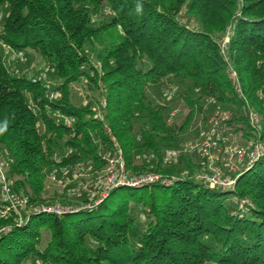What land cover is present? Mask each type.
Returning <instances> with one entry per match:
<instances>
[{
	"label": "trees",
	"instance_id": "1",
	"mask_svg": "<svg viewBox=\"0 0 264 264\" xmlns=\"http://www.w3.org/2000/svg\"><path fill=\"white\" fill-rule=\"evenodd\" d=\"M227 36L241 93L219 47ZM4 45L39 56L58 85L29 76ZM73 83L86 86V102L73 103ZM170 86L187 107L181 124L154 94ZM53 90L60 96L51 100ZM217 108L230 111L225 136L264 144V0H0V151L16 189L33 203H76L65 189L43 198L47 173L55 156L104 169L114 150L107 128L132 175L179 177L116 188L85 211L33 213L1 237L0 264H264V156L233 174L232 192L198 180L205 166L196 156L163 158L196 117L204 123Z\"/></svg>",
	"mask_w": 264,
	"mask_h": 264
},
{
	"label": "built area",
	"instance_id": "2",
	"mask_svg": "<svg viewBox=\"0 0 264 264\" xmlns=\"http://www.w3.org/2000/svg\"><path fill=\"white\" fill-rule=\"evenodd\" d=\"M229 36L219 41L220 51L227 62V74L236 91L241 93V86L236 70L231 65L228 57ZM11 48L4 45L5 52H12ZM12 60L24 61L21 53H9ZM169 98H173L175 90L172 86L167 89ZM60 96L59 90L49 93L51 100ZM209 102H213L210 99ZM105 104V100H101ZM177 111L171 114V121ZM101 114H96L100 117ZM230 111L225 109H214L206 113V120L199 125L196 138L185 140L177 148L167 149L164 153V161L172 162L179 160L182 155L198 157L204 164L205 169L198 172L196 177L210 187H216L224 191H234L237 176L234 173L250 169L260 158L264 156V144L258 141H242L238 136L224 135L226 120ZM70 125L72 117L64 118ZM252 122L257 115H250ZM114 143V150L104 153L103 158L107 164L104 169L93 171V161H79L74 163H63L62 156H55V166L48 171L47 180L59 183L66 193L75 199L76 203H64L60 201L33 203L28 193L22 189H16L15 184L9 176V157L0 151V239L6 235L14 226L25 224L31 214H51L63 216L67 213H76L96 208L109 195V193L121 187L142 188L145 186L159 184L163 186L173 185L179 177L177 175H166L159 172H145L132 175L124 161L121 148L118 146L109 128L106 129ZM72 149L68 148L67 152ZM154 154L145 155V158L153 159ZM222 163V165H221ZM232 173V174H231ZM183 176L188 175L184 171ZM31 264V262L29 263Z\"/></svg>",
	"mask_w": 264,
	"mask_h": 264
},
{
	"label": "rangeland",
	"instance_id": "3",
	"mask_svg": "<svg viewBox=\"0 0 264 264\" xmlns=\"http://www.w3.org/2000/svg\"><path fill=\"white\" fill-rule=\"evenodd\" d=\"M28 55L30 58L20 61L19 65L21 66L22 69H25V71H28V75L32 76L34 72L40 73L41 76L46 80L48 84H51L52 87H56L59 83L57 80H52L49 77V74L46 71V64L44 61L37 55H34L30 52H28ZM8 60V59H7ZM10 61V60H9ZM169 88V87H168ZM87 89L86 86L83 83H73L70 86V98L73 101L74 104H80L84 103L87 101ZM155 97L158 98L162 103L166 102L172 107H174V111H177V114L175 116V122L176 124H181L184 121V116L187 113V107L185 106L183 100L180 98L179 95L176 94L175 90V96L173 98H167V89L164 90H159L155 89L154 90ZM202 123V120H200L198 117L194 119V121L191 123V126L188 127L186 130V133L184 135V138L188 139H193L195 137V131L197 127ZM222 165V163H221ZM232 174V173H231ZM18 179V178H17ZM64 192L62 186L57 183V182H50L47 180L46 184V190L45 194L43 195V198L47 200H52L56 198L59 194ZM141 217V216H140ZM50 240V233L46 229L41 230V236L40 240L38 243V248L40 250H44L46 245L48 244ZM207 264H214V263H207Z\"/></svg>",
	"mask_w": 264,
	"mask_h": 264
},
{
	"label": "clouds",
	"instance_id": "4",
	"mask_svg": "<svg viewBox=\"0 0 264 264\" xmlns=\"http://www.w3.org/2000/svg\"><path fill=\"white\" fill-rule=\"evenodd\" d=\"M142 5H137V12L141 11ZM7 130V122L3 126H0V134H3Z\"/></svg>",
	"mask_w": 264,
	"mask_h": 264
}]
</instances>
